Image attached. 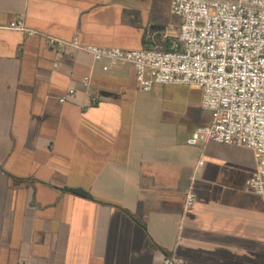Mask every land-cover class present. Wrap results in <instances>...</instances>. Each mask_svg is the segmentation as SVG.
Returning a JSON list of instances; mask_svg holds the SVG:
<instances>
[{
  "label": "crops",
  "instance_id": "0c3cea01",
  "mask_svg": "<svg viewBox=\"0 0 264 264\" xmlns=\"http://www.w3.org/2000/svg\"><path fill=\"white\" fill-rule=\"evenodd\" d=\"M20 16L37 35L5 29ZM181 22L171 0H0V264H264L253 152L187 145L212 122L202 89L144 92L84 52L57 64L42 36L168 51Z\"/></svg>",
  "mask_w": 264,
  "mask_h": 264
},
{
  "label": "built area",
  "instance_id": "2783aa9c",
  "mask_svg": "<svg viewBox=\"0 0 264 264\" xmlns=\"http://www.w3.org/2000/svg\"><path fill=\"white\" fill-rule=\"evenodd\" d=\"M171 9L182 22L168 51H127L86 45L78 38L42 36L57 64L67 54L84 52L95 61L132 65L144 92L165 85L202 89V107L211 113L212 122L198 127L187 145L198 148L213 142L251 150L257 170L246 187L264 198V0H171ZM5 29L38 34L27 28L24 16ZM83 85L90 92L91 79L85 77ZM75 94L70 90L60 102ZM99 101L92 97L90 106ZM195 200L190 189L185 207L191 208ZM166 264L182 262L167 258Z\"/></svg>",
  "mask_w": 264,
  "mask_h": 264
},
{
  "label": "trees",
  "instance_id": "16d2710c",
  "mask_svg": "<svg viewBox=\"0 0 264 264\" xmlns=\"http://www.w3.org/2000/svg\"><path fill=\"white\" fill-rule=\"evenodd\" d=\"M71 192L75 193V194H78V195H81L85 198H92L91 195L88 193V192H85V191H81V190H70ZM140 223V222H139ZM141 226L146 230V227L144 224L140 223Z\"/></svg>",
  "mask_w": 264,
  "mask_h": 264
}]
</instances>
